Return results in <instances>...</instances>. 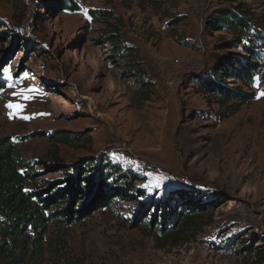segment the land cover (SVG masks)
<instances>
[{
  "label": "rangeland",
  "instance_id": "obj_1",
  "mask_svg": "<svg viewBox=\"0 0 264 264\" xmlns=\"http://www.w3.org/2000/svg\"><path fill=\"white\" fill-rule=\"evenodd\" d=\"M54 1L0 0V139L28 159L103 157L142 177L134 185L150 195L183 189L211 214L193 218L172 245L131 224L139 199L117 200L69 226L49 225L30 263L264 264V91L255 82L253 101L222 117L192 80L232 37L207 28L214 10L245 2L261 13L264 0H77L78 10L53 12ZM105 32L132 56H114ZM61 130L88 140L47 137Z\"/></svg>",
  "mask_w": 264,
  "mask_h": 264
},
{
  "label": "trees",
  "instance_id": "obj_2",
  "mask_svg": "<svg viewBox=\"0 0 264 264\" xmlns=\"http://www.w3.org/2000/svg\"><path fill=\"white\" fill-rule=\"evenodd\" d=\"M46 8L76 11L79 5L77 0H55ZM88 14L92 18L112 16L106 10L89 9ZM207 26L232 37L217 47L226 53L192 79L197 91L214 98L222 109L221 116L227 117L253 101L255 82L264 91V12L254 13L245 2L222 5L214 10ZM6 36V31H0V42ZM100 40L110 42V51L117 58L124 61L132 56V47L122 46L117 34L105 32ZM128 65L136 68L138 63L130 60ZM47 137L71 146L88 140L62 130ZM49 174L57 176L45 177ZM138 178L142 177L103 157L75 165L58 158L28 159L9 138L0 139V264H31L43 251L49 225L69 226L125 198L140 200L139 215L131 224L153 227L172 245L182 239L193 218L211 214V205H200L191 192L176 189L158 198L135 187Z\"/></svg>",
  "mask_w": 264,
  "mask_h": 264
},
{
  "label": "built area",
  "instance_id": "obj_3",
  "mask_svg": "<svg viewBox=\"0 0 264 264\" xmlns=\"http://www.w3.org/2000/svg\"><path fill=\"white\" fill-rule=\"evenodd\" d=\"M199 67H200V64H198V69H200ZM180 70L190 71V65L187 64V66H177V65L172 66L171 75L168 79L169 80L177 79V76H178Z\"/></svg>",
  "mask_w": 264,
  "mask_h": 264
},
{
  "label": "snow or ice",
  "instance_id": "obj_4",
  "mask_svg": "<svg viewBox=\"0 0 264 264\" xmlns=\"http://www.w3.org/2000/svg\"><path fill=\"white\" fill-rule=\"evenodd\" d=\"M5 72H8V70L7 69H5ZM28 91H34L33 89H28ZM260 95H264V92H262V93H260ZM258 98H259V96H258ZM8 107H19L18 105L17 106H13V105H8Z\"/></svg>",
  "mask_w": 264,
  "mask_h": 264
},
{
  "label": "crops",
  "instance_id": "obj_5",
  "mask_svg": "<svg viewBox=\"0 0 264 264\" xmlns=\"http://www.w3.org/2000/svg\"><path fill=\"white\" fill-rule=\"evenodd\" d=\"M209 68V67H208ZM193 80V79H192ZM194 81V80H193Z\"/></svg>",
  "mask_w": 264,
  "mask_h": 264
}]
</instances>
